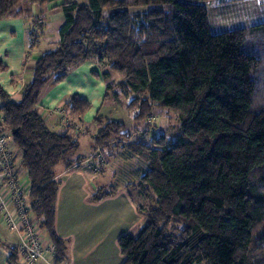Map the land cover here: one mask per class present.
<instances>
[{
  "label": "trees",
  "instance_id": "1",
  "mask_svg": "<svg viewBox=\"0 0 264 264\" xmlns=\"http://www.w3.org/2000/svg\"><path fill=\"white\" fill-rule=\"evenodd\" d=\"M23 1L0 0V20L29 19L32 7L42 10L60 0H26L25 8ZM212 1L61 4L59 40L34 65L21 101L11 100L0 85V127L13 135L28 177L30 216L54 246L55 264H68L67 242L55 231L61 186L55 168L70 170L88 157L76 156L79 137L69 124L52 131L38 106L50 83H62L86 62L102 72L104 102L120 100L123 91L134 114L128 127L99 112L92 137L91 157L100 154L106 162L105 150L126 142L125 156L142 162V169L135 167L138 181L127 188L142 196L138 211L146 223L119 238L123 264H264V22L213 33L207 8ZM257 2L264 11V0ZM143 8L145 13H133ZM35 17L27 34L30 49L45 30L43 16ZM6 70L0 60V73ZM113 73L122 79L114 87ZM63 107L72 122L91 104L71 95ZM156 110L173 112L178 126L147 141ZM116 194V188L103 187L91 200ZM18 253L10 249L9 264H19Z\"/></svg>",
  "mask_w": 264,
  "mask_h": 264
},
{
  "label": "crops",
  "instance_id": "2",
  "mask_svg": "<svg viewBox=\"0 0 264 264\" xmlns=\"http://www.w3.org/2000/svg\"><path fill=\"white\" fill-rule=\"evenodd\" d=\"M232 1L239 2L240 0ZM69 2H78L81 5L88 3V1L87 3H82L78 0H60L54 6L47 7L45 12H42L43 9L38 10L44 13L45 30L43 37L34 49L29 47L30 41L27 34L29 28H31L29 27L31 18L37 13L36 7H32L33 16L29 19L25 16H10L0 20V60L7 67L5 72L0 73V85L10 96L11 100L21 101L24 89L32 79L34 65L44 53L55 49L59 35L55 39L48 36L54 33L52 31L59 33V29L64 23V16L58 7ZM254 9L259 10L256 6ZM262 22H264V19L256 24ZM43 45L45 49H41ZM93 72H98L100 76H94ZM101 74L100 68L94 62L82 64L71 72L62 83L57 85L50 83L45 88V94L43 98L41 97L38 106L46 118L48 128L52 131H65L64 124L66 125L67 123L70 128L71 123H73L75 125L73 128L82 131V135L78 138L80 150L76 156L88 157L90 155L88 159L91 158L93 152L92 137L97 129L94 118L99 112L104 117L126 124L120 118L121 116L117 118L114 115L115 106L109 105V102H104L106 84ZM71 95H78L91 104V109L81 120H72V122L71 117L63 109V104ZM1 104L0 101V106ZM64 113L65 115L62 117L67 118L68 121L66 123L62 122V117L60 116ZM86 137L90 139L88 141L90 142L91 152L85 156L80 154V152L83 147V139ZM125 147L123 151L117 149L118 152H115L117 154L112 153L110 156L119 158L118 156L125 155ZM128 158L125 157L123 160ZM111 161L112 159L110 158L107 167L103 169L102 178L115 175L108 174L110 168H113V165L116 164V160L114 162ZM84 169L86 168L83 163L76 165L70 170L66 169L63 164L55 168L56 179L61 183L56 204L55 231L60 239L67 242L68 264H123L124 257L118 240L122 235L135 233L141 226V213L138 211V205L142 203L143 199L138 190H131L132 188H127V185L136 183L141 173L135 172L136 170L132 168L131 172L126 174V177H131V179L119 184L116 188L117 194L115 196L101 201L105 204V210L98 209L90 216L77 217L76 209H74L77 207V203L82 201L91 202L90 199L93 192L99 189V186H94L93 184L97 180L102 179L101 176L98 178L96 176L92 177V171L87 172L88 169ZM125 169L126 167L122 171ZM24 174L27 175L25 171ZM136 179L137 181H135ZM43 234H45L44 231ZM20 242V236L8 231L0 214V264H9L10 249L18 248ZM49 244L52 245L51 241H49ZM99 244L101 245L99 246ZM18 254L20 258L19 264H22L20 253ZM38 264H55V256L50 254L47 256L46 261Z\"/></svg>",
  "mask_w": 264,
  "mask_h": 264
},
{
  "label": "rangeland",
  "instance_id": "3",
  "mask_svg": "<svg viewBox=\"0 0 264 264\" xmlns=\"http://www.w3.org/2000/svg\"><path fill=\"white\" fill-rule=\"evenodd\" d=\"M78 1H80L82 3L83 2L87 3L88 0H78ZM251 6L254 8L256 6L257 8H259V10H255ZM20 7H23V8L26 7V0H24L21 3ZM207 8L209 11V21H210L213 33H219V32H223V31H227V30L230 31V30L237 29V28L249 27L251 25L258 23L259 21H263V19H264V11H262V9L260 8V5H258V2L256 0H240L239 2L238 1H232V0H215L213 2L207 3ZM252 10H255V11H252ZM146 11H147L146 8L136 9V10H133V13L135 15H139V14L145 13ZM36 12L37 13L35 15L36 16L35 18H39V17L43 16V15H40L41 12L38 11V9H36ZM42 12H45V9H43ZM43 18H44V16H43ZM52 32H54V33H51L48 37L53 38V39L58 37L59 34L56 31H52ZM41 49H45L44 45L41 47ZM121 80L122 79L119 76H117L116 74H114V73L111 74L110 81L112 83V87H114ZM118 91H122V90L118 89ZM44 94H45V91L42 94V98H43ZM124 96H125V94L122 91L120 100L112 99L109 101V105L115 106V108L113 110L114 115L117 118H119V116H121L120 118L123 121H125L126 125L131 127V125L133 124L134 114L127 110L126 107H127L128 102H129V99H127ZM64 115H65V113L61 114L60 116L62 117ZM64 120L66 121L67 118L62 117L63 123H65ZM150 123H151L152 127H153V125L155 126L154 127L155 130L151 131L150 132L151 134L147 135L145 137V139L147 141L150 140L149 136H156L160 132H165V130H167V129H170L169 132H173V130L178 126L177 116L173 112H170L167 110H156L154 113V116L151 118ZM66 127H67V125L64 124L65 129H66ZM72 131H73V129H72ZM72 134L75 136L77 135L76 137H80L82 135L80 132L78 133L77 131H73ZM88 140H90L88 137L83 139V147H82V151L80 152V154H83L85 156L89 155V153L91 152V150H90L91 148L89 146L90 142ZM119 144L115 143V144L111 145L109 148H107V150H105L106 162L108 161V159L110 158V155L112 153L118 152L117 149L123 151L124 147L127 145L125 143H119ZM115 154H117V153H115ZM107 155H108V158L106 157ZM118 157L119 158H111L112 159L111 162H114L116 160L115 161L116 164L113 165V168L112 167L110 168V171H108V174H115V175H112V177H109V176H108V178L103 177V178H105V179H103L101 176L102 170H101V172H98V173L92 171V173H91L93 175L92 177L96 176L98 178L101 176V178H102L100 180H97L93 184L94 186H99V188H101L102 186L106 185V186H104L106 188H117L120 183H125V181H127L128 179H131V177H126V174H128V172H131L132 168H133V170H135V167L138 168V170L142 169L141 168L142 162L138 161L137 158H132L130 160L129 159L123 160L126 157L125 155H123L121 157L118 156ZM20 160H21V158H19V162H18L19 166H20ZM106 162H105V159H103V164L101 166L104 168L107 167ZM97 167H100L98 162H97ZM124 167H126V169L124 171H122V169ZM85 168L86 169H84V170L88 169L87 166H85ZM88 170H87V172H90V170L89 171ZM82 171H83V169H82ZM135 172H137V170ZM103 180H105V181H103ZM135 181H137V179ZM135 181H133V182H135ZM128 182H132V181H128ZM65 188H67V187L65 186ZM131 190H133V189H131ZM96 191L97 190H95L93 192V194H95ZM77 204H78L77 207L74 208V209H76L77 217H79V216H90L93 212H95L98 209H103V210L106 209L105 204L101 201L100 202H95L92 200H91V202L82 201V202L77 203ZM140 223H141V226H140L141 228L146 223L145 216L143 214H141V222ZM44 238H45L46 242L49 243L50 239L48 238V236L46 234H44ZM101 244H99V246ZM40 262H44V261H40ZM40 262H38V263H40ZM38 263H36V264H38Z\"/></svg>",
  "mask_w": 264,
  "mask_h": 264
},
{
  "label": "built area",
  "instance_id": "4",
  "mask_svg": "<svg viewBox=\"0 0 264 264\" xmlns=\"http://www.w3.org/2000/svg\"><path fill=\"white\" fill-rule=\"evenodd\" d=\"M66 114L69 115L68 112ZM3 121V115L0 114V124ZM66 125L68 126V123ZM73 127L74 124L71 123L74 130ZM142 135L138 132L135 137L140 138ZM96 155L93 154L83 165L98 173L100 167H97L98 160L94 161ZM97 156L101 159V166L102 155ZM19 158L20 153L14 146L12 133L0 127V214L8 231L18 234L21 238L18 251L22 264H36L46 261L50 254L55 256L54 246L46 242L40 225L30 216L28 177L19 166Z\"/></svg>",
  "mask_w": 264,
  "mask_h": 264
}]
</instances>
